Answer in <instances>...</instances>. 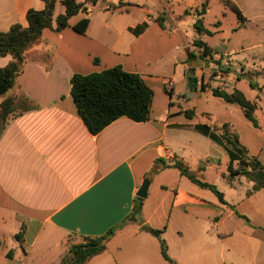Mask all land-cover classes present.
Masks as SVG:
<instances>
[{
    "label": "crops",
    "instance_id": "0c3cea01",
    "mask_svg": "<svg viewBox=\"0 0 264 264\" xmlns=\"http://www.w3.org/2000/svg\"><path fill=\"white\" fill-rule=\"evenodd\" d=\"M110 1H102L105 3L100 5L101 14L96 18L93 11L99 0L87 4V13L73 17L70 26L61 32L46 29L41 40L28 50L22 74L11 93L4 97V100L13 97L19 111L0 132V219L11 218L20 231L24 226L20 244L26 254L42 233H48L49 240L55 239L56 247H65L53 261L60 264L67 255L71 236H103L132 213L137 193L151 172L162 175L177 171L179 178L159 185V189L171 194L172 209L160 217L150 213L149 184L136 221L119 228L107 243V249L87 264H170L162 256L158 237L149 228L163 231L161 237L167 243L168 255L176 264H264V257L260 258L257 251L238 252L235 258L229 257L235 252L231 246L234 240L223 242L238 236L247 238L249 245L258 246L251 239L259 238V229H264V132H259L257 115L259 128L246 118L232 116L213 125L205 124L220 141L200 132L197 127L202 124L182 113L187 109L179 110L177 115L188 122L178 121L167 110L163 115L150 114V120L143 123L122 117L97 135L85 126L71 94L75 74L89 75L120 66L128 73L140 75L153 92L155 86H163L169 92L170 108L177 83L185 81L189 71V57L183 62L177 54L172 56L180 44L182 31L186 33L185 26L167 27L165 8L156 10L155 15L153 10L140 6L138 0ZM209 1L167 0V3L172 7L185 6L182 16L206 3V12L195 17L201 18L203 27L210 31L204 26ZM220 1L228 7L225 0ZM135 7L145 16L135 18L132 14ZM44 9L42 0H0V32H7L15 24L27 27L28 11ZM241 12L249 21V16ZM83 18L90 21L84 35L73 29ZM190 18L194 23V16ZM195 31L192 40L201 36ZM202 37L205 42V36ZM10 61V56L0 57V68ZM230 77V87L208 85L205 91L195 88L196 95L191 97L212 95L213 88L243 93L236 83L240 76H235L237 80L233 74ZM254 83H249L251 95L243 94L247 100L263 106V110L264 101L260 102V98L264 99V94L259 98L258 92L261 88L264 91V82L261 86H253ZM229 105L236 104L222 106L226 116ZM188 110L195 112L196 107ZM201 114L209 120L216 116L209 109ZM224 123L233 127L240 146L259 164L257 170L248 168L255 172L250 177L238 175L230 180L239 195L229 201L223 193L227 205L214 198L210 190L182 176L179 170L165 167L176 161L184 162L179 153L172 151L169 144L174 143L183 149L185 146L189 152H198L195 165L188 167L195 175L206 174L221 163L222 156L227 161V172L230 166L237 169L238 161L231 160L229 146L213 128ZM202 144L204 150L199 153L197 146ZM228 174L221 172L227 180ZM238 215L249 220L250 230L228 228L231 217L242 219ZM218 230L226 233L224 238L217 237ZM6 258L13 263L15 253Z\"/></svg>",
    "mask_w": 264,
    "mask_h": 264
},
{
    "label": "rangeland",
    "instance_id": "374dc122",
    "mask_svg": "<svg viewBox=\"0 0 264 264\" xmlns=\"http://www.w3.org/2000/svg\"><path fill=\"white\" fill-rule=\"evenodd\" d=\"M56 7L54 12V17L60 14H64L65 9L60 3V0H56ZM85 1V0H79ZM103 0H99V4L94 8L93 16L96 18L100 16L101 11L100 5ZM111 2L110 0H105ZM119 1V0H117ZM140 6H144L146 9L153 10V14L157 15L156 10L160 8L166 9L167 14V27H173L171 25H184L186 33L182 31L180 37V44L177 50H173V55H178L179 58L185 62V58H188L189 71L187 70V78L185 81L178 82L176 86V92L173 94L172 101L174 104L168 108L169 92H166L163 86H155L154 89V104L151 109V115H163L167 110L173 113L178 121L188 122L185 117L177 115V112L181 109H194L195 118L194 122L201 123L202 125H213L215 122H219L222 119H230L232 116L236 119L245 120L242 113L241 107L238 105H229V112L226 116L222 106L226 103L222 99L213 97L212 95H201L191 97L195 94V90L190 92L188 88V79L193 77L196 79L195 88L197 90L201 89L202 82H207L206 85L212 86L216 85L220 88H228L231 86V77L240 76L237 88L249 97L252 93V88L250 87V81H254L255 84L261 86L264 82V0H231L237 4V6L249 16V21L240 23L237 19L236 14L228 7H226L220 0H210L208 12L205 15L204 26L210 29L211 34H202L205 36V42L212 46V54L208 57H202V49L194 45L196 39L203 40L202 35L192 40L193 35L197 34L195 31L196 17H199L197 12L201 10L199 7L196 10H187L186 14L182 16V10H185V6H168L167 0H138ZM174 13V15H173ZM135 18H142L145 15L139 13L138 7H135L132 11ZM181 15V18L179 16ZM176 16V17H174ZM190 16H194L195 22H191ZM196 16V17H195ZM219 23H215L216 21ZM195 28V29H194ZM215 34H213V33ZM220 32V33H219ZM193 41V44L191 42ZM189 53V54H188ZM191 53V54H190ZM194 69L193 72H190ZM240 72V73H239ZM244 74V76H243ZM262 79V81H261ZM260 80V81H259ZM171 84H169V88ZM194 88V89H195ZM11 93V92H10ZM9 93V94H10ZM254 93V92H253ZM259 98L264 94L263 88L259 90ZM196 95V94H195ZM4 101V97H0V103ZM264 99L260 98V102ZM179 105H178V104ZM257 104V103H256ZM228 106V105H227ZM258 109L256 115L259 119L260 131L264 132V109L262 110L261 105L257 104ZM19 108L15 105V112ZM209 109L216 116H212V120L207 119L202 111ZM262 110V111H261ZM4 126V121L0 110V132ZM263 135V134H262ZM172 151L179 153L183 158V163L187 167H193L195 161L199 158L198 152H189L184 146L180 148L174 143L169 144ZM200 148V152L204 150V145L197 146ZM198 151V150H197ZM264 157V153H263ZM221 163L214 165L206 174H196V177L204 182L211 183L216 186V188L226 195V198L231 201L234 200L239 192L231 186V181L227 180L221 175V172H227V161L225 157H221ZM255 173V172H254ZM252 173V175L254 174ZM177 171H167L162 175L151 172L147 179L149 180L150 189L148 202L151 206L150 213L154 215L161 216L163 212H168L172 209L171 207V194L168 191H162L159 189V185L162 183H171V181L179 178ZM229 175V174H228ZM250 177V176H249ZM245 179V177H244ZM248 178H246L247 180ZM143 181V183L145 182ZM142 183V185H143ZM173 185V184H172ZM170 186V189L172 187ZM214 198L217 196L211 193ZM228 214V211L225 215ZM228 228H245L249 229V225L242 219L236 216L228 219ZM19 226L17 223L12 221L11 218L8 220L0 219V238L2 240V247L0 250V264H55V261L64 250L63 245L55 246V239L49 240L48 233H42L38 242L29 250V253H25L21 244L15 239V235L19 233ZM217 237L224 238L225 234L221 230H218ZM259 238H252V241H256L258 246L249 245V240L245 237H235L223 239V242L233 241L231 246L233 247L234 253L230 254L233 257L237 256L238 252H248L257 251L260 258L264 257V235L260 232ZM43 239H47L46 242ZM59 240V237H57ZM67 241V247L69 248L70 241ZM222 240V239H221ZM227 240V241H226ZM76 242L77 240H73ZM255 242V243H256ZM227 244V243H226ZM257 248V249H256ZM12 251L15 253V261L11 263L7 258V254ZM13 253V254H14ZM12 254V255H13ZM234 257V258H235ZM58 264V263H56Z\"/></svg>",
    "mask_w": 264,
    "mask_h": 264
},
{
    "label": "trees",
    "instance_id": "16d2710c",
    "mask_svg": "<svg viewBox=\"0 0 264 264\" xmlns=\"http://www.w3.org/2000/svg\"><path fill=\"white\" fill-rule=\"evenodd\" d=\"M42 1L45 3L43 11H28L26 16L27 27L15 24L7 32H0V57H11L9 64L0 68V97L7 96L15 87L18 77L23 72L28 50L41 40L43 32L46 29L56 32L66 29L70 26V20L80 13H87V4L95 0H86L84 3H78L77 0H61L60 2L65 12L57 17H54L57 1ZM225 4L236 14L240 23L246 21L235 3L225 0ZM206 10L207 4L204 3L201 10L197 12L198 16H202ZM89 23L88 18H83L73 26V29L77 33L84 35L89 27ZM195 28L200 35L211 34L209 30L203 27L201 18L196 21ZM194 45L202 49V57L211 56L213 50L203 40H196ZM194 88L195 85H192L190 91L192 92ZM207 88H209L208 85H201V91H205ZM211 92L214 97L241 107L245 118L255 128H259L256 118L258 106L255 102L247 100L242 92L235 89L229 93L219 88H213ZM71 94L81 119L93 135H97L122 117H126L137 123L150 120L154 97L153 90L140 75L128 73L120 66L89 75L75 74L71 79ZM0 110L4 124H6L9 119L16 115L15 99L13 97L6 98L0 103ZM182 113L188 119L195 117L193 110H186ZM213 128L222 134L224 142L229 146L231 160L238 161L239 163L237 169L230 166L228 179L231 180L238 175L251 176L252 171H249L248 168L251 167L253 170H257L258 161L257 159L248 157L245 149L240 146L238 134L233 127L229 123H224L222 125H215ZM197 129L215 141L221 140L206 125L198 126ZM165 167L179 170L182 176H185L201 188L210 190L222 204L227 205L224 200V194L215 185L199 180L183 162L176 161L174 164ZM142 206L143 199L137 198L132 213L121 224L111 228L103 236L96 238L71 236L70 240L77 241H70L67 255L60 264H87L92 258L102 254L107 249V243L119 228L130 221H136L141 214ZM238 216L249 224V220L246 217ZM149 230L158 237L163 258L170 264H176L168 255L167 243L161 237L163 231L151 228ZM259 231L264 235V229H259ZM23 235L24 226L15 235V239L21 243ZM1 247L2 240L0 238V250ZM12 254L13 252L10 251L7 257L12 258Z\"/></svg>",
    "mask_w": 264,
    "mask_h": 264
},
{
    "label": "water",
    "instance_id": "95a60500",
    "mask_svg": "<svg viewBox=\"0 0 264 264\" xmlns=\"http://www.w3.org/2000/svg\"><path fill=\"white\" fill-rule=\"evenodd\" d=\"M193 71L194 69L190 70V72H193ZM195 83H196V79L193 77H190L188 79V88H190ZM148 188H149V180H145L139 192L137 193V197L140 199H145L147 197ZM145 226L148 227V224H145Z\"/></svg>",
    "mask_w": 264,
    "mask_h": 264
}]
</instances>
